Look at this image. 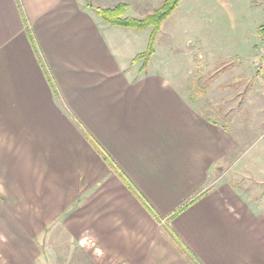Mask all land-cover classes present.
I'll return each mask as SVG.
<instances>
[{
  "label": "crops",
  "instance_id": "crops-1",
  "mask_svg": "<svg viewBox=\"0 0 264 264\" xmlns=\"http://www.w3.org/2000/svg\"><path fill=\"white\" fill-rule=\"evenodd\" d=\"M163 2L0 0V264H46L60 241L94 264H264V77L229 84L224 112L133 62L151 28L95 11Z\"/></svg>",
  "mask_w": 264,
  "mask_h": 264
},
{
  "label": "rangeland",
  "instance_id": "rangeland-1",
  "mask_svg": "<svg viewBox=\"0 0 264 264\" xmlns=\"http://www.w3.org/2000/svg\"><path fill=\"white\" fill-rule=\"evenodd\" d=\"M183 1V5H179L163 24L157 39L156 55L154 54L155 57L153 55L151 59L150 68L157 69L162 64L163 73L171 72L172 78L180 77L184 84L187 81L190 84L194 82L193 88L201 86L208 98L214 100L212 103L220 102L226 112L234 107L238 97H241L235 94L229 84L236 81V78H245L244 85L250 86L255 82V78L257 80L262 78L259 69H264V39L259 35V28L264 26V0ZM237 52L239 53L236 55ZM167 62L170 66L165 67L164 63ZM239 62L242 63L243 73L247 77L234 76L237 68L235 65ZM252 79L253 81L246 82ZM177 82L183 86L180 80ZM238 88L243 90L241 87ZM255 91H260V88H255ZM205 98L207 97L201 96L200 104L205 102ZM246 98L252 105L248 110L241 109L246 106L247 100L241 102V111L237 117L240 118L243 127L247 122L246 111L254 120L257 114L259 117L262 115L260 112L256 114L257 111L253 110L261 100L254 99L253 94ZM257 133L254 136H257ZM242 139H248V136L241 135V142ZM241 173L246 175L244 172ZM262 188L264 190L263 184ZM53 243V253L49 252L51 255L46 257L48 258L46 264H94L92 260H88L87 253H80L77 247L69 246L68 241H60L58 246L56 242ZM64 251L66 252L63 253ZM37 260L39 261L35 264H40V256Z\"/></svg>",
  "mask_w": 264,
  "mask_h": 264
},
{
  "label": "trees",
  "instance_id": "trees-1",
  "mask_svg": "<svg viewBox=\"0 0 264 264\" xmlns=\"http://www.w3.org/2000/svg\"><path fill=\"white\" fill-rule=\"evenodd\" d=\"M181 2L182 0H165L160 7L143 18L125 17L127 6L124 4L109 9L97 8L95 11L105 23L112 26L140 31L148 28L152 29L147 49L133 60L135 63L142 61V71H146L156 52V43L163 24L178 9ZM259 35L264 39V26L259 28ZM259 72L264 77V69H260Z\"/></svg>",
  "mask_w": 264,
  "mask_h": 264
}]
</instances>
